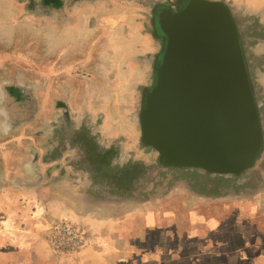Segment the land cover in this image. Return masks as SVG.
<instances>
[{"label": "crops", "instance_id": "crops-1", "mask_svg": "<svg viewBox=\"0 0 264 264\" xmlns=\"http://www.w3.org/2000/svg\"><path fill=\"white\" fill-rule=\"evenodd\" d=\"M19 1L27 2L26 15L38 24L17 25L13 39L17 45L7 44L3 49L0 45V222L8 227L0 230L9 238L13 234L16 240L26 241L42 231L52 233L53 223L69 220L87 229L95 226L99 232L100 222L108 217L103 196L85 190H54L51 197L40 192L39 185L49 178L53 162L71 160L73 129L82 124H73V117L108 114L110 122L113 111L122 120L131 114L138 117L144 94L153 84L161 41L158 37L153 38L156 42L150 41L134 19L126 22L119 7L111 10L105 0ZM41 5H45L44 14ZM12 86L27 91L29 99H21ZM45 86L49 94L46 100L52 101L49 114L59 121L50 130V146L66 151L60 156L53 150L49 163L41 160L39 147V137L48 132L39 126L41 117L46 116L42 104ZM102 127V131L98 129L101 133L113 131L111 124ZM131 128L126 124L125 129ZM44 200L51 205L50 211L44 208ZM117 205L119 209L113 214L119 215L114 218L119 223L123 211L122 204Z\"/></svg>", "mask_w": 264, "mask_h": 264}, {"label": "rangeland", "instance_id": "rangeland-1", "mask_svg": "<svg viewBox=\"0 0 264 264\" xmlns=\"http://www.w3.org/2000/svg\"><path fill=\"white\" fill-rule=\"evenodd\" d=\"M223 1L228 2L235 12L246 9L248 17L245 21L251 23L250 30L262 31L264 34L262 26L253 22L263 12L264 3L253 0ZM104 2L111 10L119 7L126 22L134 19L138 29L141 28L144 35L149 36L150 41H155L153 38L156 34L152 26L153 6L162 4V2L165 5L168 1L105 0ZM26 4V1L23 4L19 0H0V45H3L2 49L8 47L7 44L17 45L16 42L13 43L17 34L15 31L17 25L38 24L28 19ZM53 5L54 3L51 4L50 11H53ZM36 7L40 8V6ZM41 9L44 14L45 5H41ZM65 9L68 10L64 6ZM90 9L86 7L87 11ZM64 10L61 12L63 13ZM247 22L242 21V24ZM252 41L255 43L256 39L252 38ZM155 42L154 50H156ZM263 47L259 48L261 52H263ZM159 50L161 52L162 44ZM261 52H258L256 57L264 59ZM2 53L5 52L2 51ZM7 54L12 55L8 51ZM48 96V89L45 86L42 90V104L46 108V116H42L39 121L41 130L48 131L45 137H39L40 158L44 163L53 160L51 158V155L55 154L52 153L53 150L58 151L56 155L60 154V156L66 153L58 146L51 147L53 135L50 130L58 126L59 121H57L58 118L53 117L52 112L49 114L52 101L46 100ZM62 108L64 107L57 109L62 110ZM116 113L117 111L112 112L110 122L107 120L108 114L107 116L102 114L99 117L82 115L73 117L71 120L75 125H77L76 121L82 123L83 127L93 124L97 130L101 131L103 130L101 124L108 126L111 124L112 132L100 133L104 138L103 144L107 145L118 139L123 141L121 145L115 146L117 154L111 165L122 168L129 161H139L152 166L151 181L146 187L150 191L154 189V192H158L157 196L142 202L113 197L112 199L105 196L104 203L108 206L105 205L106 207L103 208L108 217L106 221L100 222L101 231L99 232L96 231L95 226L93 229L89 226L87 229L78 222L69 220L53 223L58 225L61 222H71L87 230L94 237V242L88 247L66 257L59 256L52 250L50 231H42L34 238L31 236L26 242L23 239L16 240L13 234L9 238L0 230V264H264V190L250 193L240 189L241 191L238 192L247 194L229 198L200 197L199 192L214 191H207L205 183L199 180L195 181L193 178L181 180L176 174L169 175L158 169L156 153L142 142L140 119L131 114L129 119L122 120L116 116ZM126 124L132 128L125 129ZM73 149L74 152L72 151L69 157L72 161L63 158L53 162L50 167L53 170L48 171L49 178L45 181L41 180L40 192L49 194L51 197H53L54 190L59 192L90 190L93 192L94 187L89 171L84 168L85 164H83V162L89 164L92 160L87 157L83 161L78 149L76 147ZM98 162L100 165L103 164L101 159ZM262 164H264V153L260 166ZM240 183L242 182L234 180L230 184L238 186L237 184ZM50 199L49 197L48 201ZM118 203L122 204L121 210L123 211L122 220L119 223L118 219H114L119 215L113 214L119 209ZM43 206L49 211L52 208L51 205L46 204L45 200ZM110 214L113 215L110 216ZM1 227L3 230L5 227L8 228L7 224L0 222V229ZM201 258L208 260H199Z\"/></svg>", "mask_w": 264, "mask_h": 264}, {"label": "water", "instance_id": "water-1", "mask_svg": "<svg viewBox=\"0 0 264 264\" xmlns=\"http://www.w3.org/2000/svg\"><path fill=\"white\" fill-rule=\"evenodd\" d=\"M178 6L154 19L163 45L142 108L145 143L170 167L225 177L255 171L264 132L232 9L223 0Z\"/></svg>", "mask_w": 264, "mask_h": 264}, {"label": "trees", "instance_id": "trees-1", "mask_svg": "<svg viewBox=\"0 0 264 264\" xmlns=\"http://www.w3.org/2000/svg\"><path fill=\"white\" fill-rule=\"evenodd\" d=\"M27 7L29 9V6ZM247 17L248 14H245L244 10H241L240 14L236 15V20L239 22L244 53L254 89V94L257 102L259 103L263 98L261 95L264 93V87L262 86V78L264 76V59H260L261 57H256L257 53L255 50H252L251 44L254 43L252 38H255V44H258V46L262 45V31L259 32L250 30V22L242 24L241 22ZM253 22L256 25H260L259 22L257 23V19H254ZM12 88L14 93L20 94V96L22 95L21 99L23 97L25 100L29 99V95L26 93L27 91L16 86H12ZM32 108L35 109L34 105ZM262 126L264 129V125ZM73 130V142H75V147L78 149L83 161L87 157L91 158L92 160V162L89 164L83 162V164H85L84 168L89 171L90 178L93 183L94 188L92 194H97V196L100 195L103 197L106 196L110 198H119L120 200H135L137 202L146 201L153 196H157L158 192H154V189L150 191L146 187L147 183L151 181L150 176L153 169L152 166L139 161H129L122 168H116L115 166L111 165L112 161H115V156L117 154V149L115 146H112L109 149L104 148L101 145L100 140L90 132H85L83 129L80 130L79 128ZM99 159L103 161L102 165H100L98 162ZM203 173L205 174L204 176H201L197 173H195L194 176H199L201 178V182L205 183L207 191H214L205 193L199 192V196L203 198H229L247 194L245 192H238L241 191L240 189L250 193L255 192L256 190V192L264 190V164H262L260 169L249 171L246 174L240 176L233 175L225 177L221 175H212L210 172L204 170ZM234 180H239L242 183L237 184L238 186L230 184L234 182ZM228 187L232 189H229ZM194 194L198 195L197 193ZM202 259L208 260L206 258H201L199 260Z\"/></svg>", "mask_w": 264, "mask_h": 264}, {"label": "flooded vegetation", "instance_id": "flooded-vegetation-1", "mask_svg": "<svg viewBox=\"0 0 264 264\" xmlns=\"http://www.w3.org/2000/svg\"><path fill=\"white\" fill-rule=\"evenodd\" d=\"M165 1V0H163ZM168 1V4H165L164 5V2H162V4H155L153 6V12H152V26H153V29L155 31V36L158 37L161 41V44L163 45V39L162 37L156 33V30L154 28V19H155V15L158 16V13L162 10V9H165V8H168V7H172L174 10H178V1H171V0H166ZM232 9V8H231ZM244 10V13L247 14V10L246 9H242ZM232 12L234 14V17L236 19V15L240 14L241 10L239 12H235L233 9H232ZM157 13V14H155ZM244 22H247L244 20ZM260 23V25L262 26V29L264 30V9H263V12L260 14L259 18L257 19V23ZM242 23V22H241ZM259 25V26H260ZM238 27H239V22H238ZM240 30V28H239ZM263 34V33H262ZM261 42H263V44L261 46H258V44L256 45L255 43L251 44V41H250V44H251V48L252 50H255L256 53L258 52H261L259 50L260 47L264 46V34L261 36ZM264 54V47H263V52H261ZM159 56V55H158ZM155 69H156V66L158 64V60L155 61ZM155 77V75H154ZM264 81V76L262 78V83ZM153 82H154V79H153ZM262 86L264 87V84H262ZM149 88L147 89V91L145 92L144 94V97H143V101H142V104H141V108L139 109L138 111V118L140 119L141 121V127H142V142L145 146L147 147H150L151 150H153L156 155H157V158H158V161H157V168L162 170V171H165L167 174L171 175V174H176L177 175V178H180L181 180H185L187 178H193L195 181L196 180H199L201 181V178L198 176V177H195V173L201 175V176H204L205 174L203 173V170L201 169H185V168H176V167H170V166H167L164 164V159L163 157L155 150L153 149L151 146H148L146 143H145V139H144V127H143V123H142V108L144 106V99H145V96H146V93L148 92ZM263 98L261 99V102L258 103V107H259V114H260V119H261V122H262V125H264V93H262ZM263 108H262V107ZM84 125H79V129H83L85 132H90L92 135H95L101 142V145L104 147V148H110L112 146H116V145H121L122 144V140L118 139V140H115V141H111L109 144H103V140L104 138L101 136V132H99V130H97V128L91 124V126L89 127H83ZM263 127V126H262ZM263 132H264V129H263ZM123 148V146H122ZM263 151H264V148H263ZM261 167V166H260ZM259 169V168H258ZM205 171V170H204ZM190 175H193V176H190ZM211 175V174H210ZM213 175V174H212ZM174 179V178H173ZM176 179V178H175ZM86 192H90V190L86 191ZM93 193V192H92Z\"/></svg>", "mask_w": 264, "mask_h": 264}, {"label": "built area", "instance_id": "built-area-1", "mask_svg": "<svg viewBox=\"0 0 264 264\" xmlns=\"http://www.w3.org/2000/svg\"><path fill=\"white\" fill-rule=\"evenodd\" d=\"M50 242L55 254L66 257L88 247L94 237L71 222H61L54 227Z\"/></svg>", "mask_w": 264, "mask_h": 264}]
</instances>
